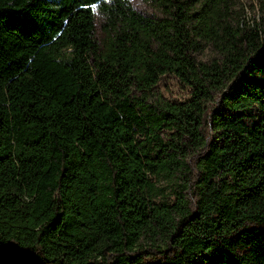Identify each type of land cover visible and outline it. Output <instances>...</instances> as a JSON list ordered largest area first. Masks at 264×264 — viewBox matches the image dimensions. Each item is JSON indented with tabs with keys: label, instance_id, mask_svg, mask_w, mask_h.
I'll return each mask as SVG.
<instances>
[{
	"label": "trees",
	"instance_id": "16d2710c",
	"mask_svg": "<svg viewBox=\"0 0 264 264\" xmlns=\"http://www.w3.org/2000/svg\"><path fill=\"white\" fill-rule=\"evenodd\" d=\"M146 1L0 0V264H264V0Z\"/></svg>",
	"mask_w": 264,
	"mask_h": 264
},
{
	"label": "rangeland",
	"instance_id": "374dc122",
	"mask_svg": "<svg viewBox=\"0 0 264 264\" xmlns=\"http://www.w3.org/2000/svg\"><path fill=\"white\" fill-rule=\"evenodd\" d=\"M237 2L240 5V9H242L244 14L248 17H252L253 15L257 16L260 13L259 6L261 0H237ZM130 3L133 8L143 14H157L156 9L146 0H130ZM208 53L209 52L206 51L204 55H198V57L204 59L205 55ZM155 90L162 97L171 101L183 100L188 95V88L171 74L162 75L156 83ZM151 257L152 256L149 254L146 255L144 261L151 260Z\"/></svg>",
	"mask_w": 264,
	"mask_h": 264
}]
</instances>
